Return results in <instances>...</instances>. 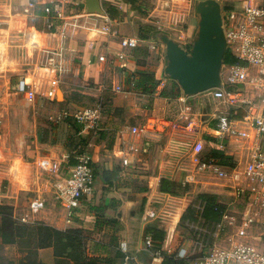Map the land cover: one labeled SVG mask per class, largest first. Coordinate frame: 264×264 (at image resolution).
<instances>
[{
    "label": "crops",
    "instance_id": "obj_1",
    "mask_svg": "<svg viewBox=\"0 0 264 264\" xmlns=\"http://www.w3.org/2000/svg\"><path fill=\"white\" fill-rule=\"evenodd\" d=\"M125 1L102 0L106 15H100L101 17H99L98 14H88L85 12L84 0H0V21L3 23L4 28L0 32V58L4 59V62L1 63L0 82L2 81L6 87L21 80L23 82L39 83L41 79L43 80V75L44 78L48 77L55 83H63L62 85L68 88L78 85L79 82L86 84L88 82L101 83L103 78L107 80L109 76H113V89L118 83L123 86L126 93L119 95L127 99L129 104L131 103V112H136V114H133V118H137L136 116L141 112V108L137 104L138 100L145 103L144 105H147L146 103L150 104L151 101L154 102L156 106L154 113L152 112L149 115L145 111V117L137 125L120 124L114 127L112 124L109 123L108 125L107 123L106 132L109 133H103L102 136L99 134L97 137H94L96 135L89 137L90 133H84L88 153L93 159L95 190L91 196L83 199L81 207L70 223L67 221L64 207H62L63 210L60 215L52 213V210L51 213L43 215L42 212L47 209L46 206L40 211V214L42 219L48 220V225L58 229L85 230L91 238H88L87 243V253L91 257L113 258L119 261L120 264H124L125 260L122 262V259H116L113 252L115 251L114 249L122 251L121 244L126 243L128 247L127 255L134 264H157L156 259L152 261V255L145 246L144 234L147 226L151 225L166 232V237L162 244V249L165 252H176L181 248L190 249L193 246L194 237L190 232L188 222L192 221L194 217L193 205L199 200L198 196L202 193L221 196V193L224 192L230 198L233 197L231 196V192L223 186V183L215 181L208 175H196V169L198 164L201 163L200 161L193 172L184 175L183 172H186L185 169L187 167L183 161L178 158L170 159L166 157L168 152H172V145L170 141L167 142L164 139L168 136L172 123L164 120L161 114L162 111H165L164 107L168 103V100L161 93L165 85V78H168L164 75V71L161 72L159 77L156 75L159 85L157 87L158 91H155L156 93L153 95L134 92L131 85V75L136 71L148 70L144 67L145 63L142 67L138 66L137 51L140 48L147 47L146 50L149 52L150 45L153 43L157 45L156 42H158L156 38L147 41L141 40V30L146 29L150 33L152 29H158L161 32L168 33L172 38L186 45L193 38L197 28L198 19L196 14L193 15L191 6L186 4V15L182 20L177 21L176 19H172V21H168L159 13V6H154L155 0H132V2L129 0L128 4ZM31 3L36 4L33 15L26 16L24 9ZM233 5H235L234 0ZM233 5H231L230 9ZM46 6H52L57 11L63 10L68 16L86 13L89 15V21L92 23L98 21V28H101L105 21L109 20L113 28L118 31V36L113 37L110 34L101 33L98 28H91L90 38L96 37L95 40L83 44L78 39L80 31L74 35H69L64 40L60 36L62 29L61 21H56L53 31L48 30L43 11ZM82 7H84V10ZM110 7L118 10L116 18L109 16L108 9ZM130 24H132V29L127 30L126 25L129 27ZM123 37L141 40L140 47L132 52L130 51V58L126 62H122L119 59V53L122 51L120 40ZM24 48L29 55L25 62H22L15 57V52H23ZM54 52L58 54L56 65L51 64L52 53ZM125 64L128 67H124ZM25 65L29 67L25 69ZM59 67H61L62 71L57 69ZM59 92L62 93V99L64 98L62 104L68 102L69 96L67 91L61 87H58L57 100H60L58 96ZM50 97H47L49 98L48 104L53 103ZM40 100L29 105H33L32 109H38L41 105L45 104V101ZM180 100L185 103L189 98L185 97L182 93ZM33 101L34 99L32 101L30 99L29 102ZM69 101L71 100L69 99ZM254 102H258V99L254 100ZM60 106L62 105L59 104ZM60 109L52 111L50 117L57 115ZM240 111L243 112L244 116L239 119L232 116L235 120L234 124L241 131L247 132L248 137L241 139H220L217 136L215 137L218 149L234 158L237 164L235 169L243 168L246 165L251 158L252 150L256 143L254 129L245 122L247 113L243 110ZM209 113L205 112V116L201 115L203 125L205 124L204 129L212 127L213 130H216L215 123L211 122L207 116ZM185 115L186 113L184 112L179 118H184ZM130 118H132V114ZM149 121H155L159 126H165V131L155 138H151L154 141H152L149 153L131 155L129 157L130 164L125 167L123 165L124 151L120 142V132L126 131L124 137L127 139L129 137L128 131L130 126L142 127ZM51 128L49 140L43 142L48 148H64L67 145L66 142L75 144L77 139L72 136L68 122H64L60 129L57 125ZM215 133L217 135V132ZM56 141L59 144H65L60 146L61 144L58 145ZM138 141L141 144L144 142V138H140ZM41 144L42 142L36 141L38 148ZM210 144L214 147L211 142ZM25 145L24 141L22 147L24 148ZM51 151L54 153L56 150L51 149ZM71 161L72 159L69 161L70 169L65 179L72 168ZM153 163L159 166L158 172L155 171L152 175H139L135 172L137 167L148 165L152 167ZM190 174L198 176L202 183L200 185L186 186L184 183L186 177ZM144 178L149 180V192L140 198V194L134 193L136 190L132 188V182L133 180ZM163 179L180 183L183 187H189V190L181 196L162 193L160 186ZM192 187L193 191L190 190ZM219 202L225 204L220 200ZM86 203L89 204V210H87V206L84 208ZM167 206H169L172 218L167 221L165 220L164 223H157V218L161 216L162 211L167 209ZM151 211H156L157 214L149 218ZM185 214H187V219L184 225L189 233V238L180 241L178 228L182 226L181 221ZM35 215L31 217L32 220L35 222L41 220L40 218L37 219ZM113 226H116L117 229L114 230ZM119 239H121L120 247L115 248L113 242H118L117 240ZM176 247L178 248L176 249ZM39 260L42 264H56L54 250L52 248L40 250Z\"/></svg>",
    "mask_w": 264,
    "mask_h": 264
},
{
    "label": "rangeland",
    "instance_id": "obj_2",
    "mask_svg": "<svg viewBox=\"0 0 264 264\" xmlns=\"http://www.w3.org/2000/svg\"><path fill=\"white\" fill-rule=\"evenodd\" d=\"M155 1L154 6H159V13L168 21H172V19H176L177 21L182 20L186 15V4L191 6L193 15L196 14L195 4L197 0ZM222 5L224 16H226L231 5H233V0H223ZM82 8L84 10V7ZM99 17L101 16L99 15ZM126 27L127 30L132 29V24L129 27L126 25ZM79 31V37H77L83 44L96 39V37L90 38L91 30L89 28L80 29ZM156 43L158 45L157 47H159L158 50L150 49L151 51L149 50L148 52L146 48H140L137 51V58L138 66L142 67L145 63L144 67L148 69L146 71L152 72L155 76L158 75L159 77L161 72L164 71L165 47L159 42ZM22 51H16L15 57L25 62L29 53L25 48ZM3 62L4 59L2 60L0 58V71L2 68L1 63ZM28 67V65L24 66L25 69ZM124 67H128L127 64ZM42 78L43 80L41 79L39 83L23 82L21 80L11 86L9 85V87H6L2 81L0 82V205L13 206L14 215L17 218L24 216L31 218L37 214L35 215L37 219H41L38 222L48 225V220L42 219L40 212L35 214L31 212V201L41 199L46 202L47 209L42 212L43 215L51 213V210L52 213L60 215L63 210L60 189L70 169L69 161L72 159V156L80 152V148L88 152L86 141L84 140L85 134L83 127L75 118L70 116L62 123L55 124L50 120L51 112L62 108L60 112L67 111L69 114L74 115L81 110L95 107L99 103H102L104 115L103 130L99 133L102 136L103 133H109L106 132L107 123L108 125L109 123L112 124L114 127L120 124L137 125L145 117L144 112L147 111L151 115L152 112L154 113L156 106L152 101L150 104L146 103L147 105H144L145 103L138 100L137 104L141 108V112L136 116L137 118H133V114H136V112H131V103L129 104L127 99H124L113 90V76H109L107 80L103 78L101 83L88 82L86 84L79 82L78 85H73L68 88L62 85L63 83H55L48 77L44 78L43 75ZM102 85L103 87H101ZM58 87L67 91L69 96L68 102L62 104L64 98L57 100ZM157 91L158 88L156 89ZM161 93L168 100V103L164 107L165 111L161 112L162 118L172 123L170 132L166 139H164L167 142L170 141L172 145V152H168L166 157L170 159H181L187 167L186 169L184 168L186 170V172H183L185 175L193 172L199 161H204L213 149L209 139H215L217 136L212 127L204 129L205 124L203 125L201 115L205 116V112L212 113L213 109L219 108L222 112L227 111L228 115L233 116L231 113L233 108L231 106H225L224 104L220 105V103L210 100L205 94L189 98L184 103L180 100L182 92L179 84L170 78H165V85ZM31 94L34 95L33 102H29V96ZM48 96H51L50 98L53 100V103L48 104ZM39 99H41L40 101H45V104L41 105L38 109H32L33 105L31 106L29 104L35 103ZM59 104L62 106L59 107ZM184 112L186 113L185 117L180 119L179 117ZM131 114L132 118H130ZM111 117H113L112 120ZM64 122H68L72 136L77 139L75 144L66 142L67 145L64 148H48L43 142L49 140L50 131L52 130L51 127L57 125L60 129ZM99 134L94 136L95 134L90 133L89 137H97ZM37 140L42 142L39 148L36 146ZM24 141L26 145L23 148ZM56 143L58 145L61 144L60 146L65 144H59L58 141ZM51 149L56 151L53 153ZM153 165L152 167L150 165L139 166L135 172L139 175H152L155 171H159V166L155 163ZM148 181L144 178L133 180L132 182V188L136 190L134 193L140 194V198L149 192ZM190 190L193 191V187ZM217 197L220 201L227 204L233 200V198H230L224 192L221 193V196ZM85 206H87V210L90 209L88 203L84 205V208ZM241 207L242 205L240 203H235L233 207L234 218L236 220L239 219L238 213ZM156 214V211H151L149 218L154 217ZM171 216L169 206H167V209L161 212V216L157 218L156 222L159 224L164 223L165 220H170L172 218ZM184 224L185 222L178 228L180 241L189 238V233ZM112 228L114 230L117 229L116 226ZM236 233L237 227H230L229 235L223 237L219 246L228 247L232 243L242 244L244 240L236 239ZM87 236L91 239L89 234ZM117 241L115 243L113 242L115 248L120 247L121 239ZM253 242L258 245L259 250L264 251V240L255 239ZM114 250L113 254H116L117 249ZM19 257V246L3 245L0 238V264H18ZM153 259L155 258L152 256V261ZM115 264H120V262L115 261Z\"/></svg>",
    "mask_w": 264,
    "mask_h": 264
},
{
    "label": "built area",
    "instance_id": "obj_3",
    "mask_svg": "<svg viewBox=\"0 0 264 264\" xmlns=\"http://www.w3.org/2000/svg\"><path fill=\"white\" fill-rule=\"evenodd\" d=\"M235 5L224 16V26L229 42V51L239 61L237 64L224 65L222 70V87L209 90L205 94L210 100L231 106L235 110H243L247 114L245 122L256 133V143L250 160L243 168L232 171L226 170L214 160L201 162L196 169V175H208L215 181L223 183V186L231 192L233 200L225 203L221 210V221L210 223L204 217L206 203L198 200L193 205L194 217L188 222L190 232L193 234V246L190 249L181 248L179 251H169L178 258L193 260L189 264H264V251L259 250L253 240H264V0H234ZM36 4L31 3L24 9L26 16L33 15ZM46 25L49 31H53L56 21H61L60 36L65 40L69 35H74L84 28H98V21L92 23L88 20V14L66 15L63 10H55L52 6L44 8ZM0 21V32L4 29ZM92 25V26H89ZM100 32L113 37L118 36V31L113 28L109 20L102 25ZM140 39L121 38L122 51L119 59L128 61L130 51L140 47ZM156 44H151V50H157ZM51 64L56 65V52L52 53ZM62 71L61 67L57 68ZM131 85L134 82L131 81ZM117 94H125L121 84H116L114 89ZM251 92V94H250ZM30 99L34 98L31 94ZM258 99V102L254 100ZM73 116L83 127L84 133L99 134L103 130V105L89 107L74 115L62 111L53 115L50 119L60 124L66 118ZM211 122L215 123L217 138H247L248 133L238 129L232 116L227 111L219 108L213 109L207 114ZM165 131V126H159L155 121H149L145 126H130L125 139L126 131L120 132L121 145L123 147V165L130 164L129 157L140 153H149L152 147L151 138H155ZM144 138L143 143L138 139ZM202 182L198 176L188 175L185 185H197ZM95 173L92 156L87 152H79L75 155V164L69 175L64 180L60 189V198L66 210L67 221L70 223L76 216V212L82 205L85 197L94 193ZM235 203L242 205L239 211V221L234 218ZM45 202L41 199L31 201L30 210L37 213L45 208ZM18 220L25 224L36 223L29 217H21ZM237 227L236 239H243L242 244L232 243L228 247H221L219 243L223 237L229 235V228ZM258 234V235H257ZM233 239V238H231ZM151 236L145 238V246L149 250L153 247ZM121 250L125 253L124 264H134L127 255L126 243L121 244ZM160 251L155 253L159 257ZM196 257V259H191Z\"/></svg>",
    "mask_w": 264,
    "mask_h": 264
},
{
    "label": "trees",
    "instance_id": "obj_4",
    "mask_svg": "<svg viewBox=\"0 0 264 264\" xmlns=\"http://www.w3.org/2000/svg\"><path fill=\"white\" fill-rule=\"evenodd\" d=\"M128 1L126 0L125 3L127 2L126 4H128ZM108 14L111 18H116L118 10L110 7ZM160 32L158 29H152L149 33L146 29H142L140 39L147 41L156 38ZM238 62L228 50L225 55L224 65H233ZM131 76L134 82V92L152 95L155 93L159 84L154 73L140 70ZM231 113L233 117L238 119L244 116L240 110H231ZM209 142L214 147L204 161L209 162L214 160L218 165L226 169H235L237 164L234 158L218 149L217 140L210 138ZM80 152H85V150L80 148ZM71 164L72 166L75 164V156H73ZM160 188L162 193L173 196H181L189 190V187H183L180 183L167 179L161 181ZM198 199L206 203L204 217L208 222L217 223L221 221V210L224 209V205L219 202L216 195L202 193L198 196ZM186 219L187 214L184 215L181 223L183 224ZM149 235L154 242L153 247L149 249V253L156 259L157 264H189L190 261H193L178 258L176 254H169L162 249V244L166 237L164 230L150 225L145 229L144 239ZM0 238L3 245L19 246L20 257L18 264H42L39 260V252L48 248L54 250L56 264H115L116 261L111 258L105 259L89 256L87 253L88 237L85 230H61L40 222L25 224L20 222L14 215V207L10 205H0ZM158 251L161 252L159 257L155 256V253ZM125 257V253L120 250L116 251V259H122V262H124ZM191 259H196V257H192Z\"/></svg>",
    "mask_w": 264,
    "mask_h": 264
},
{
    "label": "water",
    "instance_id": "obj_5",
    "mask_svg": "<svg viewBox=\"0 0 264 264\" xmlns=\"http://www.w3.org/2000/svg\"><path fill=\"white\" fill-rule=\"evenodd\" d=\"M85 12L106 15L102 0H84ZM223 0H197L198 24L188 45L160 32L165 47L164 75L176 81L187 98L222 87V70L229 42L224 26ZM59 98L62 93L59 92Z\"/></svg>",
    "mask_w": 264,
    "mask_h": 264
}]
</instances>
